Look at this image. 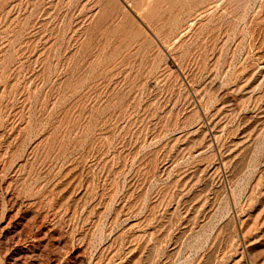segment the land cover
Masks as SVG:
<instances>
[{
  "label": "rangeland",
  "instance_id": "1",
  "mask_svg": "<svg viewBox=\"0 0 264 264\" xmlns=\"http://www.w3.org/2000/svg\"><path fill=\"white\" fill-rule=\"evenodd\" d=\"M0 264H264V0H0Z\"/></svg>",
  "mask_w": 264,
  "mask_h": 264
}]
</instances>
